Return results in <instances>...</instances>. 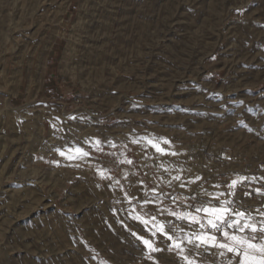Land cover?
I'll return each mask as SVG.
<instances>
[{"label": "rangeland", "instance_id": "rangeland-1", "mask_svg": "<svg viewBox=\"0 0 264 264\" xmlns=\"http://www.w3.org/2000/svg\"><path fill=\"white\" fill-rule=\"evenodd\" d=\"M170 1L0 0V264H184L138 214L199 263L170 212L229 200L264 221L227 187L264 191V0H224L213 24L215 0Z\"/></svg>", "mask_w": 264, "mask_h": 264}, {"label": "snow or ice", "instance_id": "snow-or-ice-1", "mask_svg": "<svg viewBox=\"0 0 264 264\" xmlns=\"http://www.w3.org/2000/svg\"><path fill=\"white\" fill-rule=\"evenodd\" d=\"M161 142L163 144L170 143L164 138H161L159 141L155 140L154 138L147 139V143L150 144L151 147L161 155H175V153H168L165 148L161 147ZM98 143L99 142H97V144ZM68 151L70 153H75V155H68V159H82L89 155L88 152L79 147L75 149H69ZM65 154L66 153L63 151L60 152V155L62 156ZM122 162L129 164L132 163L131 160H125ZM100 175L103 178H108L105 176L104 170H100ZM173 179L179 181L181 177L177 175L173 177ZM199 179L200 177L195 178V180ZM247 179L249 178L244 176H237L235 179H233L227 186L229 188V195H234L236 187L243 184ZM195 180L189 181V183H194ZM170 183L171 181H169V184ZM181 187H185V185L181 184ZM216 187L219 186L217 185ZM152 191L155 194L156 190L153 189ZM255 191L258 195H264V191L259 188H257ZM160 195H164V193H161ZM206 195H212L214 199H218L219 196L223 195V193H216L214 195L206 193ZM245 195H249V193L246 192ZM130 199L131 198H129V200ZM173 199L175 200L176 198L174 197ZM150 202L152 201L145 200L143 204H148ZM231 203L232 201L224 200L220 202L218 207L208 205L196 207L195 212L182 211L170 212L169 214L176 217L178 220L187 221L189 225L196 224L199 226L198 231H195L190 236L186 237L187 243L191 244L194 248H202L205 252H207L209 249L216 248L221 250V256L225 254V251L227 253H231L232 259L228 261V264H233L234 260L236 261V264H264V221L259 222L258 226L257 222L252 221V217L250 215L245 218V212L237 211L233 208L227 207V205ZM201 213L204 214L203 217L200 215ZM133 218L141 221L145 225V228L152 232V235H155L157 232H159L167 240L171 241L172 243L168 246V251H176L177 254L181 256L184 264H196V261L185 254V249L182 246L183 242L177 241L175 237L168 234L165 231V225L161 222H158L155 217L149 218L146 215L138 214ZM150 224L151 228H149ZM228 229H233V231L229 232ZM246 230L250 231L252 235H243ZM216 233H219L224 238L223 241L218 239ZM133 235L135 236L136 233H133ZM137 239H140L147 247L149 259H152L150 253L162 251V249L155 247L154 243L149 239L139 236H137Z\"/></svg>", "mask_w": 264, "mask_h": 264}, {"label": "built area", "instance_id": "built-area-1", "mask_svg": "<svg viewBox=\"0 0 264 264\" xmlns=\"http://www.w3.org/2000/svg\"><path fill=\"white\" fill-rule=\"evenodd\" d=\"M256 166V169L259 173H264V162H258L257 164H255ZM251 183L249 184L251 187H257L259 189H261V185H262V182L261 180L259 179H253L251 178L250 179ZM248 184H245L244 186L243 185H240L239 186V189L241 190V193H244V192H247L249 193V195H245L247 196V200L249 202H256L259 204V207L260 209H263L264 208V195H258L256 191H251V189H248ZM244 208H246L247 210L249 211H253L252 209L248 208L247 206ZM172 225L173 226H178V227H181V221L180 220H173L172 221ZM246 233L250 234L248 231H246ZM216 235H219V233H216Z\"/></svg>", "mask_w": 264, "mask_h": 264}, {"label": "bare ground", "instance_id": "bare-ground-1", "mask_svg": "<svg viewBox=\"0 0 264 264\" xmlns=\"http://www.w3.org/2000/svg\"><path fill=\"white\" fill-rule=\"evenodd\" d=\"M222 1H224V0H215L213 3H212V5H211V8H210V16H211V19H210V21L212 20V22H211V24H213V23H217L218 21V18H219V16H220V14H221V11L223 10V4H222ZM171 2H173V0H171L170 1V4H171ZM5 20H6V18H5ZM62 20V19H61ZM3 21H4V19H3ZM5 22V21H4ZM51 22V21H50ZM2 23V22H1ZM100 23V25H102V21L101 22H99ZM143 23H145V22H143ZM219 24V23H218ZM5 25V24H4ZM199 25V24H198ZM215 25V24H214ZM217 25V24H216ZM199 26H197V28H198ZM208 27H209V22L207 21L206 23H201V25H200V33L201 32H205L206 30H208ZM82 29V28H81ZM84 29V28H83ZM0 32H2V30H1V24H0ZM198 33H199V31H198ZM194 35V34H193ZM196 35V34H195ZM197 37V36H196ZM195 40V39H194ZM196 41V40H195ZM200 42V41H199ZM196 43V42H195ZM197 44V43H196ZM89 52V51H88ZM90 55V57H91V53L89 54ZM159 105H157V106H159V107H161V108H167L166 106L167 105H165L164 103L162 104V103H158ZM167 104V103H166ZM170 104V103H169ZM171 106V105H170ZM160 109V108H159ZM162 110V109H161ZM169 111V110H168ZM170 113V112H169ZM173 115V114H172ZM178 116V115H177ZM169 117H170V115H169ZM169 119V118H168ZM179 120V119H178ZM205 120V119H204ZM188 121V120H187ZM207 122H209V120H206ZM183 122H184V120H183ZM202 122H203V120H202ZM201 122V124H203ZM205 122V121H204ZM206 122V123H207ZM186 123V122H185ZM249 202L248 200H244V198H243V205L246 207H248V208H250V209H252L253 210V207H252V205H253V203L254 202H249V203H251V204H244L245 202Z\"/></svg>", "mask_w": 264, "mask_h": 264}, {"label": "crops", "instance_id": "crops-1", "mask_svg": "<svg viewBox=\"0 0 264 264\" xmlns=\"http://www.w3.org/2000/svg\"><path fill=\"white\" fill-rule=\"evenodd\" d=\"M202 217L204 216L203 213L200 214ZM193 226H195V230H199V226L196 224H192ZM210 231V229H209ZM229 232H232L233 229H228ZM243 235H246L243 233ZM249 236V235H248ZM218 239H220L221 241H223V237L219 234L217 235ZM220 251L219 249L216 248H212L209 249L207 252H205L203 250V254H202V258L199 259V263L196 264H228V261L230 259H232V254L231 253H227L225 251V254L223 256L220 255ZM238 259V258H237ZM233 264H236V261H233Z\"/></svg>", "mask_w": 264, "mask_h": 264}]
</instances>
